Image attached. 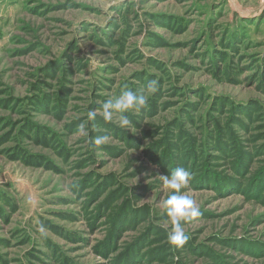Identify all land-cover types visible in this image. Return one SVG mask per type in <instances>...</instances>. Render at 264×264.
<instances>
[{
	"label": "rangeland",
	"instance_id": "obj_1",
	"mask_svg": "<svg viewBox=\"0 0 264 264\" xmlns=\"http://www.w3.org/2000/svg\"><path fill=\"white\" fill-rule=\"evenodd\" d=\"M0 264H264V0H0Z\"/></svg>",
	"mask_w": 264,
	"mask_h": 264
},
{
	"label": "clouds",
	"instance_id": "obj_2",
	"mask_svg": "<svg viewBox=\"0 0 264 264\" xmlns=\"http://www.w3.org/2000/svg\"><path fill=\"white\" fill-rule=\"evenodd\" d=\"M157 81H152L148 84L146 93H138L133 90L124 91L116 97H110L102 105L103 119L111 121L113 113L120 114L122 126L130 124L129 118L126 115L131 110L139 111L145 107L149 93H155L158 90ZM88 120L94 121L96 118L95 111L88 112ZM79 132L86 133L83 125L80 126ZM108 137H96L94 143L99 146L104 143ZM164 185L172 190V194L166 200L162 201V206L166 210L167 216L170 218L173 225L172 230L168 233L167 239L169 244L175 247H182L188 241V236L185 234L182 226V221L196 218L201 215L199 207L195 204L193 198L183 193L182 188H186L193 179V173L184 167L175 168L170 175L162 176Z\"/></svg>",
	"mask_w": 264,
	"mask_h": 264
}]
</instances>
